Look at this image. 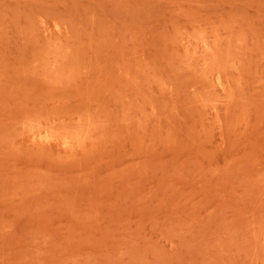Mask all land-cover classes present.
Instances as JSON below:
<instances>
[{"label":"rangeland","instance_id":"obj_1","mask_svg":"<svg viewBox=\"0 0 264 264\" xmlns=\"http://www.w3.org/2000/svg\"><path fill=\"white\" fill-rule=\"evenodd\" d=\"M0 264H264V0H0Z\"/></svg>","mask_w":264,"mask_h":264}]
</instances>
